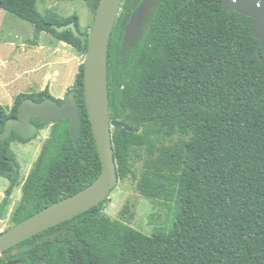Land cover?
I'll return each instance as SVG.
<instances>
[{
    "label": "trees",
    "instance_id": "1",
    "mask_svg": "<svg viewBox=\"0 0 264 264\" xmlns=\"http://www.w3.org/2000/svg\"><path fill=\"white\" fill-rule=\"evenodd\" d=\"M39 1L45 0H0V8L35 26L33 42L47 31L85 53L70 28L59 30L75 21L88 33L79 16L41 13ZM141 1L123 0L109 43L111 122L127 126L113 127L114 157L119 179L135 180L139 160L142 192H171L167 232L149 235L112 218L102 211L105 199L4 250L0 264H264V44L258 52L252 18L233 12L229 19L222 0H159L133 42L125 39L129 18L122 22ZM70 90L79 106L77 137L69 118L49 121L51 136L22 184L13 224L101 172L83 63ZM49 96L48 88L18 93L9 111L0 103V176L9 180L0 208L21 177L11 142L31 139L16 131L2 139L5 124L25 98ZM35 123L39 131L47 122Z\"/></svg>",
    "mask_w": 264,
    "mask_h": 264
},
{
    "label": "water",
    "instance_id": "2",
    "mask_svg": "<svg viewBox=\"0 0 264 264\" xmlns=\"http://www.w3.org/2000/svg\"><path fill=\"white\" fill-rule=\"evenodd\" d=\"M123 0H99L93 23L88 33H81L75 21L64 24L59 30L70 28L76 37L86 44L84 64V93L91 128L102 163L100 174L91 183L41 208L23 220L0 232L1 253L51 226L78 215L105 200L116 186L119 177L114 157L112 130L114 125L127 126L123 122H111L109 89H108V49L111 34L120 13ZM159 0H142L129 17L126 25L125 39L136 41L144 31L143 24L148 15L157 6ZM222 6L229 12H238L252 18L251 29L257 38L256 48L260 52L264 44V0H222ZM36 117L39 122L70 119V132L77 137L79 106L74 90H70L62 102L52 96L42 100L25 98L19 106L16 118L7 120L1 138H8L13 131L25 139L32 138L38 126L32 121ZM76 243L82 245L81 241ZM19 261H13L14 264ZM40 260L34 264H42Z\"/></svg>",
    "mask_w": 264,
    "mask_h": 264
},
{
    "label": "rangeland",
    "instance_id": "3",
    "mask_svg": "<svg viewBox=\"0 0 264 264\" xmlns=\"http://www.w3.org/2000/svg\"><path fill=\"white\" fill-rule=\"evenodd\" d=\"M92 2L93 0H45L37 3V9L39 12L44 13L46 9L53 8L62 17L77 14L80 19L81 30H88L89 32L94 19V12L91 9ZM149 17L150 15L143 24L144 29L147 26ZM127 18H129V13L125 16L122 25H124ZM32 37L33 39L35 37V26L31 22L0 8V78H5L6 75L9 76L12 69L15 70L23 66L25 60L20 56L23 53V43L26 39ZM10 48L14 49L13 53ZM28 51L35 54L33 48L28 49ZM78 55L83 62L85 53L78 51ZM5 57L8 59L7 64H1V59ZM56 59H58V55ZM54 67H59L62 74L67 75V79L61 76L57 80L61 87L65 84L71 86L74 83V73H68L67 69L63 72V65H55ZM79 69L80 67H78V71ZM12 90L11 86L5 90L0 88V103L8 111L11 109L13 101ZM58 92H61L60 87ZM53 125V122H47L36 135L27 141L15 140L11 142L12 151L20 165L21 177L19 184L8 197L7 203L3 208H0V232L13 224L14 211L22 197V184L39 157L43 144L51 136ZM133 169L137 173V178L134 180L131 176H127L119 179L106 198L102 211L112 218L123 220L146 234L164 236L172 217L173 200L171 192L162 191L158 186L149 194L143 193L139 188V183L143 177L145 164L136 160ZM8 186L9 180L0 176V204L6 196L5 190Z\"/></svg>",
    "mask_w": 264,
    "mask_h": 264
},
{
    "label": "crops",
    "instance_id": "4",
    "mask_svg": "<svg viewBox=\"0 0 264 264\" xmlns=\"http://www.w3.org/2000/svg\"><path fill=\"white\" fill-rule=\"evenodd\" d=\"M32 40L33 37L26 39L23 43V53L20 55L25 60L23 66L15 70L12 69L9 76L1 77L0 88L5 90L11 86L13 88L11 92L13 100L18 93H32L45 88L49 89L53 97L63 99L72 85L65 84L63 87L59 85L57 80L61 76L67 79V75H63L62 70L54 66L63 65V72L67 69L68 73H74V77H76L78 67L82 63L78 50L47 31H40L37 40L35 42ZM30 48L35 49V54L29 53L28 49ZM10 50L12 53L14 52L13 48H10ZM57 55L58 59H56ZM7 60L6 57L2 58L1 64H7ZM59 87L61 92H58Z\"/></svg>",
    "mask_w": 264,
    "mask_h": 264
},
{
    "label": "flooded vegetation",
    "instance_id": "5",
    "mask_svg": "<svg viewBox=\"0 0 264 264\" xmlns=\"http://www.w3.org/2000/svg\"><path fill=\"white\" fill-rule=\"evenodd\" d=\"M32 121L35 123V117L32 118ZM35 124H36V123H35ZM36 125H37V124H36ZM15 260H17V261H19V262L21 261L20 259H14V260H12V264H14L13 261H15ZM19 262H18V263H19ZM18 263H16V264H18ZM33 264H34V263H33Z\"/></svg>",
    "mask_w": 264,
    "mask_h": 264
}]
</instances>
